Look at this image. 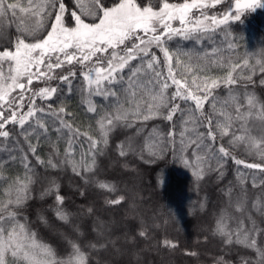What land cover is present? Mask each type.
<instances>
[{
    "label": "snow or ice",
    "instance_id": "snow-or-ice-1",
    "mask_svg": "<svg viewBox=\"0 0 264 264\" xmlns=\"http://www.w3.org/2000/svg\"><path fill=\"white\" fill-rule=\"evenodd\" d=\"M257 10L264 0H0V264H100L95 257L104 256L140 264L146 231L137 235L94 205L68 210L60 179L70 170L80 186L115 192L98 179L102 158L148 162L145 153L168 151L197 180L216 173L224 181L228 160L252 170L238 167V183L220 189L212 235L222 251L214 264H264V99L249 90L264 89V61L239 56L230 31V22L243 24ZM174 38L193 47L174 52ZM211 67L226 74L208 75ZM76 96L94 122L86 130L65 104ZM156 120L167 133L149 127ZM237 144L260 162L231 155ZM37 184L44 186L33 197ZM161 247L177 245L164 239Z\"/></svg>",
    "mask_w": 264,
    "mask_h": 264
},
{
    "label": "trees",
    "instance_id": "trees-1",
    "mask_svg": "<svg viewBox=\"0 0 264 264\" xmlns=\"http://www.w3.org/2000/svg\"><path fill=\"white\" fill-rule=\"evenodd\" d=\"M224 7L225 5H220L218 9L222 11ZM215 11L217 10H212V12ZM242 20L243 24L230 22V31L238 44V55L247 58L250 64H254L256 60L264 61V54L261 53V48H264V10L246 13ZM10 38L14 39V29L10 33ZM168 46L174 52L177 48L184 51L193 47L192 42L180 38H174ZM181 60L182 63H192L186 57H181ZM206 72L208 75L218 77L224 76L226 69L211 67ZM260 77L261 74L257 71L253 80L258 81ZM56 83L53 81L52 85L55 86ZM249 90L264 99V89L257 88L253 84L249 86ZM223 94L221 91V95ZM78 102V96L65 100L68 109L76 114L75 124L80 126L81 130H86L88 125L94 122L89 121L79 112L76 107ZM205 107L207 109V105ZM148 123L149 127L159 124L160 131L163 133L169 130L166 122L156 120ZM120 138L123 139V136ZM224 142L219 141V143ZM140 143L142 144L143 141L141 140ZM59 147L63 151L64 146ZM48 150L47 146L43 147L42 157L47 155ZM230 152L237 159L248 163L260 162L259 156L253 155L243 145L237 144L234 148L230 147ZM145 156L148 162L130 155L126 159L120 158V161L116 163L111 152L108 157L101 159L102 171L99 172L98 179L115 185V192L102 191L94 186H80L79 178H76L69 170L60 179L61 194L66 198L68 210L77 211L81 207L87 208L94 205L100 215L115 219L122 225L134 229L137 235L141 230L146 231L148 238H140V247L143 249L140 254V264H214V259L222 251L219 238L212 235L213 213L218 212L223 206L220 189L228 181L238 183L236 171L238 167L243 172L252 170L243 169L242 166H237L232 160H228L223 169L224 181L217 182L216 173L207 174L203 180H197L192 174L195 169L185 167L178 155L171 151L157 157H147V153ZM38 171L42 170L38 169ZM4 174L15 175L13 172ZM43 186L42 184L33 186V197L39 195V190ZM121 196L124 200L120 205H113L110 208L104 205L105 199ZM48 202L50 203L51 200L49 199ZM131 205H135L134 209L130 207ZM34 206H40V202H35ZM32 211L30 210V213ZM30 219L34 220L35 216L30 214ZM202 227L204 229H201ZM46 233L45 229H39V235L46 242L51 243L53 238ZM164 239L173 241L177 247L175 249L161 247L157 251V242ZM192 252L196 255H189ZM95 259L99 260L100 264H127V258L121 257L104 256L95 257ZM232 259H236L235 253Z\"/></svg>",
    "mask_w": 264,
    "mask_h": 264
},
{
    "label": "rangeland",
    "instance_id": "rangeland-1",
    "mask_svg": "<svg viewBox=\"0 0 264 264\" xmlns=\"http://www.w3.org/2000/svg\"><path fill=\"white\" fill-rule=\"evenodd\" d=\"M62 186H63V185H62ZM201 229H204V227H202ZM47 233H48V232H47ZM47 233H46V235H48V236L50 237V235H49V234H47ZM148 264H150V263H148ZM151 264H153V263H151Z\"/></svg>",
    "mask_w": 264,
    "mask_h": 264
}]
</instances>
